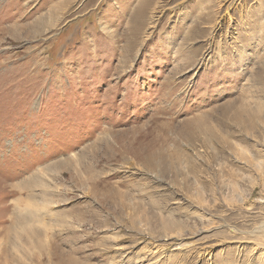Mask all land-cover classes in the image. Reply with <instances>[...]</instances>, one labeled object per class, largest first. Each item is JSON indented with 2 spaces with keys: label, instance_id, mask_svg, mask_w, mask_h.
<instances>
[{
  "label": "rangeland",
  "instance_id": "obj_1",
  "mask_svg": "<svg viewBox=\"0 0 264 264\" xmlns=\"http://www.w3.org/2000/svg\"><path fill=\"white\" fill-rule=\"evenodd\" d=\"M135 152L171 154L170 177ZM257 161L264 0H0V253L12 264L56 262L31 232L46 239L45 219L58 240L73 223L80 263L264 264ZM118 191L141 208L123 213Z\"/></svg>",
  "mask_w": 264,
  "mask_h": 264
},
{
  "label": "bare ground",
  "instance_id": "obj_2",
  "mask_svg": "<svg viewBox=\"0 0 264 264\" xmlns=\"http://www.w3.org/2000/svg\"><path fill=\"white\" fill-rule=\"evenodd\" d=\"M254 127V126H253ZM199 128H201V127H199ZM149 153V154H148ZM148 153H145V154H141V153H139V152H135V155H136V158L137 159H139L140 161H142L144 164H146L147 166H148V168L150 167L151 169H156V170H158L159 172H160V174L164 177V178H168V177H170V174L168 173V170H170L168 167V165H167V160L169 161V156H171V154H167V155H164V154H158V153H154L153 154V152H148ZM134 154V153H133ZM240 156V155H239ZM242 156V155H241ZM135 157V156H134ZM135 158V159H136ZM242 159V158H241ZM244 161V160H243ZM247 161H249V160H247ZM250 162H251V160H250ZM251 163H253V162H251ZM250 164V163H249ZM257 166H259V168L261 169V167H263V162L262 161H257ZM149 168V169H150ZM258 168V167H257ZM150 169V170H151ZM172 172V177H173V179L174 180H178V178H179V176H180V174H179V172L178 171H171ZM243 176V175H242ZM239 177V174L238 173H232V180H233V182L235 183V182H237V178ZM184 181H185V184H186V188H188L189 187V185L190 184H187L188 183V181H189V176L188 175H186L184 178H182ZM235 185H237V184H235ZM234 185V186H235ZM46 191V190H45ZM47 191H49V190H47ZM150 191V190H149ZM148 192V191H147ZM45 193H47V192H45ZM49 195V194H48ZM47 195V196H48ZM130 196V198L128 197V193H126V192H121V191H118L117 193H116V196L115 197H117L118 199H119V202L121 201V203L122 202H124L125 200H126V202L122 205L123 207H121V210L123 211V213H124V211L125 210H127L128 208H130V210L131 209H139V208H141V203H138V202H134V203H131L129 206H128V204H127V200H133L132 198H133V196H131V194L129 195ZM48 198V197H47ZM116 198V199H117ZM129 198V199H128ZM115 199V198H114ZM115 199V200H116ZM51 201H53V200H50L49 198L47 199V206L49 205V203L51 202ZM115 202V201H114ZM153 202H155L154 201V199H153ZM112 204V203H111ZM119 205V207H120V203H118ZM152 204V203H151ZM117 205H115V207H116ZM139 207V208H138ZM113 208V207H112ZM116 208H118V207H116ZM115 208V209H116ZM114 209V208H113ZM119 210V209H118ZM129 210V211H130ZM128 211V210H127ZM132 211V210H131ZM116 212H118V211H116ZM51 214V213H50ZM122 214V213H121ZM34 216V215H33ZM56 216H58L57 214H56ZM60 217H58V219H59ZM57 219V218H56ZM25 220H26V222H28V223H31V221H33L34 219H31V220H28L27 221V219L25 218ZM52 220H54V218H52ZM68 222H69V220H67ZM72 221H75V220H72ZM51 223V222H50ZM48 221H47V219H45L43 222H39V224H41V225H43V227H44V232L42 233L45 237H46V239H43L42 237H40L39 235L40 234H38L36 231H33V228H32V230H31V232H32V234H33V238L35 239V241L37 242V243H39V245H40V247L41 248H46V249H44L45 250V252H42L43 254H44V256L46 257V262H52V261H54L55 260V258H56V262L54 263V264H88V263H80V262H77L76 261V247H74V246H76V230L74 229V228H72V226H73V223H71L70 224V228H68V230L66 231V237L67 236H71V239H73V241H71V239H70V241L72 242V245H70L71 246V248H70V250L68 251V252H64V251H62V249H61V244L64 242V238H65V236H63L61 239H56V237L54 236V235H51V232H50V230L52 231L53 229H52V226H54V224L52 223V224H50ZM33 225H35V222H33L32 223V227H33ZM60 226H65L64 225V218H62L61 219V224H60ZM67 226V225H66ZM68 227V226H67ZM41 233V232H40ZM58 235V234H57ZM35 236L37 237V238H35ZM16 237V236H15ZM90 238V237H89ZM18 239V238H17ZM21 240V239H20ZM4 241H6V242H8L9 243V245L10 244H12L13 246H11L10 245V247H9V249L10 248H12V249H16L17 247H16V245H17V243L15 242V240L13 239V238H11V236H6V239L4 240ZM18 242V241H17ZM7 244V243H6ZM21 244V243H20ZM19 245V244H18ZM22 245V244H21ZM20 247V246H19ZM14 249V250H15ZM157 250V249H156ZM151 251V250H150ZM149 251V252H150ZM199 251V249L198 248H192V249H190L189 250V252L190 253H196V252H198ZM157 252V251H156ZM155 251L153 252V250L151 251V254L150 255H152V257H150V258H154L155 257V255L157 254ZM194 253V254H195ZM149 254V253H148ZM197 254V253H196ZM10 256H13L12 254H11V252L10 251H8L7 249L5 250L4 249V251L2 252V253H0V263H4V264H12L15 260H14V256H13V258L9 261V258H10ZM190 256L193 258V260H194V256H192L191 254H190ZM198 256V255H197ZM200 256V255H199ZM201 256H203V255H201ZM41 258V256H39L37 259H40ZM203 257H201V259H199V262L201 263L202 261H203ZM17 262H18V264H23L21 261H19V260H17ZM43 262V261H42ZM45 262H43V264H44ZM203 263V262H202ZM46 264V263H45ZM183 264H191V261H189V262H187V261H184L183 262Z\"/></svg>",
  "mask_w": 264,
  "mask_h": 264
}]
</instances>
